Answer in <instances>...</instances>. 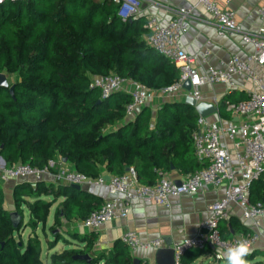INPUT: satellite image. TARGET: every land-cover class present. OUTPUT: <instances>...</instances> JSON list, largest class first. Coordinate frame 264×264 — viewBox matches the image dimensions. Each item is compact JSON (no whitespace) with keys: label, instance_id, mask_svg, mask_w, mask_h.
I'll list each match as a JSON object with an SVG mask.
<instances>
[{"label":"trees","instance_id":"1","mask_svg":"<svg viewBox=\"0 0 264 264\" xmlns=\"http://www.w3.org/2000/svg\"><path fill=\"white\" fill-rule=\"evenodd\" d=\"M146 21L142 16L122 21L110 0H23L0 6V72L14 79L13 97L0 87V157L5 165L42 168L49 160L65 159L72 170L92 178L102 170L121 175L133 167L138 181L146 185L155 184L159 172L193 173L205 165L198 168L201 162L194 155L192 134L198 120L194 107L166 101L150 129L149 107L125 120L129 94L114 92L102 98L97 88L89 87L92 76L109 73L154 90L178 80L173 61L148 43ZM247 98L242 90L226 93L218 101L219 115L230 119L227 103ZM11 196L14 211L21 216L16 228L3 206L0 184V264H44L38 226L42 235L44 229L51 235L44 238L49 249L64 244L49 254L50 264H134L120 239L106 253L89 255L93 231H59L60 219L81 221L99 208V196L41 180L15 183ZM249 197L252 203L264 199V173L252 182ZM233 230L249 231L229 221L226 234L220 232L227 239ZM84 254L88 262L76 257ZM196 257L188 250L182 262L191 264Z\"/></svg>","mask_w":264,"mask_h":264},{"label":"built area","instance_id":"2","mask_svg":"<svg viewBox=\"0 0 264 264\" xmlns=\"http://www.w3.org/2000/svg\"><path fill=\"white\" fill-rule=\"evenodd\" d=\"M23 0H0L2 5H14ZM117 8L122 21L139 16L141 0H110ZM189 7H177L173 17L167 21L155 15L147 16L144 27L148 34V43L164 57L169 58L179 71L178 80L170 87L154 90L131 78L115 73L92 76L89 87L97 88L100 96L106 97L114 92H125L131 96L125 106V116L134 117L142 107L156 96L183 98L191 96L196 103L203 102L201 88L205 85L223 84L230 89L236 87V79L242 77L257 86L248 94V98L239 102L227 103L226 109L238 121L215 120L198 115L197 127L192 134L194 155L205 165L189 173L180 183L168 179L159 172V179L153 185L140 183L133 167L121 175H108L107 179L99 175L88 177L81 172L63 166L62 161L49 160L42 168L26 163L5 165L0 157V181L29 179L33 184L42 180L44 175H51L56 184H87L104 186L107 198L99 208L90 212L80 224L87 229H98L102 224L128 216L132 201L141 199L155 204L169 206V198L182 194H194L208 186L227 183L221 199L209 206L208 217L199 225L197 233L184 237L173 247L174 264H183L182 258L188 250L204 251L213 248L212 258L215 263L224 260L217 256V251L226 250L241 240L247 241L251 251L261 238V219L264 217V199L252 203L250 187L264 173V78L255 71L253 65L264 70V4L257 8L259 25L253 30H244L235 20V12L221 8L214 0H196ZM227 4L230 0L226 1ZM203 5L217 26L218 35L240 33L242 40L251 45L252 50L242 58L236 54L219 61V66L209 65L210 48L202 54L188 53L182 46V37L190 28V13L197 5ZM209 44V41H208ZM185 80H190V90L183 88ZM227 138L233 144L234 152L224 144ZM3 161V162H2ZM236 204L242 216L251 221L253 230L238 237L226 239L222 236L219 225L229 218V206ZM131 251L138 249L160 248L161 238L142 240L135 231H127L120 237Z\"/></svg>","mask_w":264,"mask_h":264},{"label":"crops","instance_id":"3","mask_svg":"<svg viewBox=\"0 0 264 264\" xmlns=\"http://www.w3.org/2000/svg\"><path fill=\"white\" fill-rule=\"evenodd\" d=\"M141 1V12L139 16L147 17L149 15H155L162 21H167L173 17L174 10L177 7H189L197 2L196 0ZM214 1L223 9L228 8L233 10L235 12V20L242 29L253 30L259 25L260 22L257 14V8L264 4V0H230L229 4L226 3L227 0ZM189 19L190 28L187 34L182 37V46L186 52L197 54H202L205 48L209 47L211 52L208 57L209 65L218 67L220 60H225L233 54L244 58L251 52V45L242 40L240 33L218 35L217 26L203 5H197L191 11ZM253 66L255 71L264 78V70L258 65ZM236 81V87L233 89H230L220 83L203 86L201 88L203 102L212 103L218 108V101L221 97L232 90H242L248 94L257 90V86L254 83L247 81L242 77H238ZM184 99L185 97L183 98L180 94L176 97L156 96L153 100L147 103L145 106L150 108V129H154L155 127L157 110L162 103L166 101H184ZM136 115L132 118L125 116V120H133ZM218 116L221 117L217 111L207 117L209 120H215ZM230 119L238 121V117L236 116H231ZM224 144L230 149V151H232V153L234 152L231 141L225 138ZM202 164L204 163L201 162L198 168H200ZM63 166L70 168L68 162H65ZM189 173L190 172L183 173L179 170H171L170 172H164L162 174L168 179L181 181ZM108 175L109 174L105 170L101 171V176L104 178ZM22 180L28 182L30 181L29 179H17L7 182L0 181L4 193L3 206L8 212L14 211L11 196L12 187L15 183ZM41 181L44 183L56 184L54 183L51 175H44ZM79 186L81 189L99 196L101 202L108 196L104 186H92L87 184ZM226 186L227 183L222 181L218 186H208L194 194L171 196L169 198V206L155 204L141 199L134 200L130 205L127 217L108 221L95 230L83 227L80 224V221L77 220L66 221L64 219H60V221L63 226H67L64 229V233L67 231L76 233L93 231L95 240L89 255L102 252L106 253L111 246H113V243L120 239L123 233L131 230L135 231L142 240L157 238H161L163 240V245L160 248L138 249L135 251H131L129 249L134 259H138V261L143 264H172L174 245L179 243L184 237L192 236L197 233L200 223L208 217L209 206L223 197ZM58 200L61 201V198ZM56 206L57 204L54 206V209ZM54 209L52 211L50 222H48V215L47 224L52 222ZM26 214L28 217L27 210ZM24 216L25 212L23 213V217ZM229 221H232L237 227H240L241 225L245 226L247 231L249 230L248 232L253 230L251 221L242 216L241 209L234 203H231L229 206L228 220L220 222L219 229L223 232V234H226V230L229 227ZM244 232L245 231L243 230H233L227 239L238 237L245 234ZM261 232L262 236L254 246L255 252L258 254H254L255 256L253 258L247 257L250 264L260 262V260H258V256H264L262 253V251H264V217L261 219ZM63 247H59V250ZM193 252L197 254V257L194 258L191 264H201L203 262L200 261L201 257L206 256H208V259H211L209 264H221V262L224 261L222 260L219 263L214 262L212 258V247H208L204 251L193 250ZM42 253L45 255V258H48L49 260V254L51 252L46 250Z\"/></svg>","mask_w":264,"mask_h":264},{"label":"water","instance_id":"4","mask_svg":"<svg viewBox=\"0 0 264 264\" xmlns=\"http://www.w3.org/2000/svg\"><path fill=\"white\" fill-rule=\"evenodd\" d=\"M148 36H150V34H148ZM183 88L186 89V90H190V80H185L182 84ZM0 87L2 88H7L9 94L13 97V85H9L8 82H7V78L5 76L4 73L0 72ZM184 102L192 107H195V110H196V113L197 115L199 116H202V117H206V116H209L215 112L218 111V108L217 106L213 105L212 103H206V102H199V103H196L195 99L192 98L191 96H186L185 99H184ZM63 163L65 162V159H62L61 160ZM3 162V161H2ZM105 179H107V177H105ZM177 183H180V181H176ZM71 187L73 188H76V189H79L80 186L77 185V184H69ZM9 219L12 223V226L14 228L17 227L18 223L21 221V216L15 212V211H12V212H9ZM78 259H82V260H85V261H89V257L87 256V254H84V255H78L76 256ZM134 264H137L139 261L138 259H134L133 260ZM172 264H174V254H173V262Z\"/></svg>","mask_w":264,"mask_h":264},{"label":"rangeland","instance_id":"5","mask_svg":"<svg viewBox=\"0 0 264 264\" xmlns=\"http://www.w3.org/2000/svg\"><path fill=\"white\" fill-rule=\"evenodd\" d=\"M7 76V78H8V83L11 85V83L13 82V78H12V76L10 75V74H8V75H6ZM3 187H5V186H3ZM46 200H49V197H47V198H45ZM58 199L53 203V205L51 206V210H50V214H49V218H48V222H50V220H51V216H52V211H53V209H54V206L58 203ZM24 212H25V216H24V222H27V220H28V217L26 216L27 214H26V209H24ZM65 227H67V226H63V224H62V222L60 223V226H59V231L61 232V233H64V229H65ZM46 228V227H45ZM45 230V234L44 235H42L41 234V230L39 229V226H38V228L36 229V232H37V234L39 235V237H40V239H41V259H42V261L44 262V264H50V262H49V260H48V258L46 259L45 258V255L42 253V252H45L46 250L48 251V252H53V251H57V250H59V247H63V245L64 244H62L61 242H58L55 246H54V248H51V249H49L48 247H47V244L45 243V241H44V238H51V235H50V233H49V231L47 230V229H44ZM26 231H27V229H25V231H24V233H23V237H25V235H26ZM254 253H255V250L254 249H252V251H251V255L249 256V257H251V258H253L255 255H254ZM257 255V254H256ZM258 260H260V262H257V263H253V264H260L261 262V264H264V256H258ZM200 261H203L201 264H209L210 262L209 261H211V259H208V256H206V257H201V259H200ZM221 264H225V262L224 261H222L221 262Z\"/></svg>","mask_w":264,"mask_h":264},{"label":"clouds","instance_id":"6","mask_svg":"<svg viewBox=\"0 0 264 264\" xmlns=\"http://www.w3.org/2000/svg\"><path fill=\"white\" fill-rule=\"evenodd\" d=\"M251 255V248L247 241L241 240L226 250L217 251V256L224 259L225 264H250L247 257Z\"/></svg>","mask_w":264,"mask_h":264}]
</instances>
